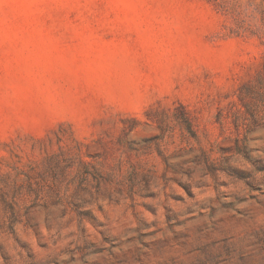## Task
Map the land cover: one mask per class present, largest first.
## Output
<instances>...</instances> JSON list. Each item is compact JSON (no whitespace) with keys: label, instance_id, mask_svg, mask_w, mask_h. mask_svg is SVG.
<instances>
[{"label":"rangeland","instance_id":"rangeland-1","mask_svg":"<svg viewBox=\"0 0 264 264\" xmlns=\"http://www.w3.org/2000/svg\"><path fill=\"white\" fill-rule=\"evenodd\" d=\"M0 264H264V0H0Z\"/></svg>","mask_w":264,"mask_h":264}]
</instances>
